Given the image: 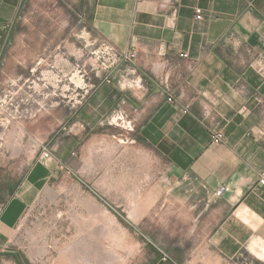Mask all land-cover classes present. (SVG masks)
<instances>
[{"label":"crops","instance_id":"obj_1","mask_svg":"<svg viewBox=\"0 0 264 264\" xmlns=\"http://www.w3.org/2000/svg\"><path fill=\"white\" fill-rule=\"evenodd\" d=\"M24 1L0 0V29L14 27ZM85 1L94 39L120 58L135 52L106 68L107 95H118L140 144L166 162L125 264H264V0H173L163 9L159 0ZM165 60L156 77L151 67ZM214 132L225 141L212 144ZM46 166L36 159L16 177L0 175L10 195L0 242L52 176Z\"/></svg>","mask_w":264,"mask_h":264},{"label":"rangeland","instance_id":"obj_2","mask_svg":"<svg viewBox=\"0 0 264 264\" xmlns=\"http://www.w3.org/2000/svg\"><path fill=\"white\" fill-rule=\"evenodd\" d=\"M89 24L85 0H25L14 27L0 29V175L26 170L39 143L52 153V176L0 242V264H70V214L86 218L92 201L104 209L106 238L90 264L127 263L142 237L140 218L166 162L140 144L135 124L129 131L110 123L121 107L116 93L107 95L106 54ZM16 129L23 132L19 151L9 137ZM113 144L116 152L92 175ZM9 197L0 192V204Z\"/></svg>","mask_w":264,"mask_h":264},{"label":"bare ground","instance_id":"obj_3","mask_svg":"<svg viewBox=\"0 0 264 264\" xmlns=\"http://www.w3.org/2000/svg\"><path fill=\"white\" fill-rule=\"evenodd\" d=\"M22 136H23V132L21 130H18V129L13 131V133L9 136L10 140L13 141L14 147L17 151L21 150ZM100 145L102 146V142ZM109 146H110L109 148L107 147L108 149L107 148H105V149L110 151L111 153L106 154V157H103V154L100 155L99 157L101 158V162H99V164L96 166H94V165L91 166L92 167L91 168L92 169V172H91L92 175H94L93 174L94 170H95V172H97L96 168L97 169L101 168V166L104 165L105 161L108 160L116 152L115 151L116 150L115 144H113L114 149L111 145H109ZM96 147H97V145H94L93 149L95 150ZM91 153H92V151H91ZM97 154L94 153L93 155H95V157H96ZM95 164H97V163H95ZM89 165H92V163ZM92 202H88V204L86 203L87 205L85 204L86 208L88 210V216L86 218H84V217L79 218L80 216L78 217L77 214L74 212H71V214H70L72 224H74L76 226L75 227L76 230H75V233H74L73 238H72L73 240L72 241L70 240L71 241V243H69L70 246L69 245L66 246V247H70V249H68L70 252L67 251V256H69V257H67V259L69 258L68 261L70 260L69 261L70 264H90L91 262L95 263V262H93V260L95 258V254H97V252L99 250H103V244H104L103 241L104 240H102V239L106 238V226L101 222L100 218H103L105 216V214L103 213L104 209L98 203H97L98 204L97 205V204H94V202L93 203ZM95 223H97L98 225L95 226ZM65 249H67V248H65Z\"/></svg>","mask_w":264,"mask_h":264},{"label":"built area","instance_id":"obj_4","mask_svg":"<svg viewBox=\"0 0 264 264\" xmlns=\"http://www.w3.org/2000/svg\"><path fill=\"white\" fill-rule=\"evenodd\" d=\"M158 5L161 9L168 8V7L171 8L173 5V0H159ZM173 11H175V9H173ZM194 12H195V15H194L195 19L199 21L202 20V9L195 8ZM263 23H264V19H263ZM102 47H103L102 49L103 53L106 54V68L109 67L110 63L118 64L120 60L124 61L126 59L134 58L135 56L134 51H129L128 53L123 54L122 57L120 58L117 55L116 50L112 46L103 44ZM187 56H188L187 53L183 54V57L187 58ZM194 64L195 62L189 61L187 64V68L192 70L194 67ZM167 65H168V60H165L159 66H152L151 71L157 77L158 75L161 74L162 69H164ZM182 109L184 113L188 112L190 109V104L189 103L185 104ZM127 117L128 116L125 113V110L123 108H118L115 111L114 115L111 117L110 123L111 124L118 123V125H120L122 128L128 129L129 131H131L133 130V123H132L133 120L127 119ZM224 141H225V137L222 132H214L211 134L212 144L218 145V144L223 143ZM37 149L39 150V155H38L37 160L47 165L48 161L52 158V153L50 149L43 143H39V145L37 146ZM259 182L261 184H264V172L262 173V176L260 177ZM223 190H224V187H221L218 190V193H221Z\"/></svg>","mask_w":264,"mask_h":264}]
</instances>
